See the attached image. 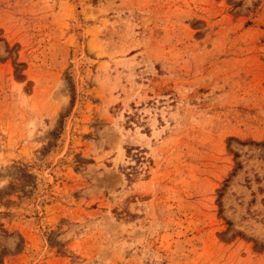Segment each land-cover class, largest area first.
<instances>
[{
	"label": "rangeland",
	"instance_id": "obj_1",
	"mask_svg": "<svg viewBox=\"0 0 264 264\" xmlns=\"http://www.w3.org/2000/svg\"><path fill=\"white\" fill-rule=\"evenodd\" d=\"M0 264H264V0H0Z\"/></svg>",
	"mask_w": 264,
	"mask_h": 264
}]
</instances>
